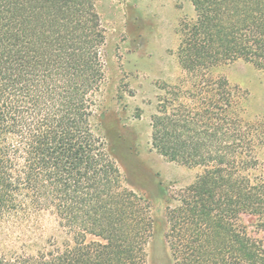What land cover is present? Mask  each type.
Segmentation results:
<instances>
[{
    "label": "trees",
    "instance_id": "trees-1",
    "mask_svg": "<svg viewBox=\"0 0 264 264\" xmlns=\"http://www.w3.org/2000/svg\"><path fill=\"white\" fill-rule=\"evenodd\" d=\"M89 1L0 0V224L51 209L74 243L0 255V264H144L132 253L138 235H130L129 199L115 187L118 166L90 128L104 37ZM190 2L195 19L182 26L180 46L186 71L238 59L264 69V0ZM216 86L219 114L181 104L170 113L162 104L152 118L160 155L206 168L182 216L167 214L168 224L181 223L166 236L172 264H264V180L245 174L257 163L252 149L235 162L245 134L229 116L228 83ZM89 235L106 244L85 243Z\"/></svg>",
    "mask_w": 264,
    "mask_h": 264
},
{
    "label": "rangeland",
    "instance_id": "rangeland-1",
    "mask_svg": "<svg viewBox=\"0 0 264 264\" xmlns=\"http://www.w3.org/2000/svg\"><path fill=\"white\" fill-rule=\"evenodd\" d=\"M89 2L104 37L100 52L104 80L92 98L90 128L118 166L119 186L115 187L126 197L125 203L129 199L130 235H138L133 255L144 258V264H172L166 236L170 226L175 223L177 232L181 223L177 219L168 224L167 214L182 216L183 201L192 198L206 168L188 167L160 155L152 145V118L160 114L162 104L170 113L181 109V104L193 112L219 114L216 82H227L233 92L229 116L238 119L245 134L235 162L246 159L243 149H252L257 163L245 174L252 181L264 180V69L238 59L186 71L180 46L182 26L195 19L190 0ZM229 125L234 135L235 124ZM242 220L252 229L253 218ZM93 242L106 244L86 237L85 243ZM64 245H74L72 236L51 209L33 210L0 224V255L34 256L40 249Z\"/></svg>",
    "mask_w": 264,
    "mask_h": 264
}]
</instances>
